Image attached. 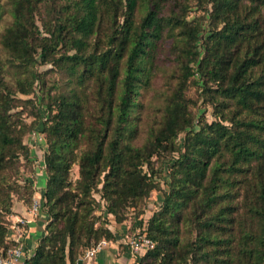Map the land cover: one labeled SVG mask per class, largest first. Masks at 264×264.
Masks as SVG:
<instances>
[{
    "label": "trees",
    "instance_id": "obj_1",
    "mask_svg": "<svg viewBox=\"0 0 264 264\" xmlns=\"http://www.w3.org/2000/svg\"><path fill=\"white\" fill-rule=\"evenodd\" d=\"M7 1L10 19L0 27V252L18 242L7 233L12 193L26 208L35 189L17 177L19 156L28 154L22 136L37 120L45 140L38 208L45 220L20 264H73L98 239L115 238L94 212L92 191L105 211L122 218L124 207L158 187L154 155L165 153L161 196L133 230L153 243L131 260L264 264V0H193L207 9L206 30L200 13L187 16L191 0H62L56 7L41 0V28L34 15L40 0ZM163 32L179 78L156 123L136 141V94ZM47 59L74 83L45 92L43 114L25 121L12 109L20 99L15 92L31 89L39 75L33 63ZM194 72L205 88L214 82L217 118L190 109L184 84Z\"/></svg>",
    "mask_w": 264,
    "mask_h": 264
},
{
    "label": "rangeland",
    "instance_id": "obj_2",
    "mask_svg": "<svg viewBox=\"0 0 264 264\" xmlns=\"http://www.w3.org/2000/svg\"><path fill=\"white\" fill-rule=\"evenodd\" d=\"M42 1H37L38 9L34 13L35 21L39 28H41V17L45 16L44 6L46 3L41 4ZM58 1L62 0H52V2H54V7L57 6ZM193 2V0L190 1L187 16L200 13L199 20L202 26H204L203 29L206 30L205 28L207 27L206 23L208 19L207 9L203 10L198 8ZM206 5L209 6V2H206ZM9 19L10 13L8 11V1L0 0V27ZM162 36L163 38L153 47L147 80L144 83H140L138 87L139 91L136 94L138 104L135 105L133 112L136 115L134 119L137 124L135 135L136 141L142 139L145 129L149 125L156 123L160 114L161 103L165 95L170 91L171 86H173L177 78H179L180 68L176 65L174 53L171 51L170 36L167 35L166 32H163ZM56 53L57 51L54 52V54ZM4 57L5 51L0 45V59H3ZM32 67L39 71V75L33 79L31 89L28 92H15L20 99L16 105L12 107V109H20V114L25 121L33 120L35 112L36 114L42 113L43 104L47 98L45 92L52 93L57 90H64L74 83V76L51 59L36 61L33 63ZM197 76V72L192 73V75L186 77L184 84V93L190 99V109L194 111L196 117H203L205 120L217 118L218 113L216 108L218 107V104L212 103V100H214L212 95V86H214V82L209 81L208 85L210 86V89L205 88L201 85L200 77ZM85 84V91L90 95L93 87L92 79L90 78L85 81ZM37 122V120L33 121L34 124L32 123L33 125L29 127L22 136V140L28 148V154L27 156H19V174L17 178L19 181H22L23 178H29L35 188L34 190L40 192L45 177L42 160V151L45 148V140L41 131L37 127ZM154 156V166L160 170V173L153 174L158 180V187L150 189V191L143 197L142 202L137 203V205H127L124 207V215L122 218L115 219L109 211H105L103 208V200L101 197H98V191H92L94 198L97 197L99 204L98 206H95L94 212L96 214L98 213L99 218L104 220V223L114 232L115 238L111 239V241L116 243L117 253L123 252L124 249V244L121 241H118L119 238L127 232L137 230V228L143 224H141L142 220H139L140 216L145 217L152 207L156 206L161 196V188L165 186L162 178L166 175L164 172L167 161L163 162L161 158L167 156V153L161 155V157ZM75 175L76 163L72 162L69 167V176L73 178ZM32 195H35L34 191L31 193V199ZM16 196L17 193L13 192L11 195L13 201L18 199ZM137 207H140L141 209L137 211ZM11 220L12 219L7 215V223L11 222ZM138 220L140 221L139 223ZM8 227L10 226L8 225ZM21 228L22 226L19 229ZM125 260L127 264H136L135 261H130L129 258L124 259L123 262Z\"/></svg>",
    "mask_w": 264,
    "mask_h": 264
},
{
    "label": "built area",
    "instance_id": "obj_3",
    "mask_svg": "<svg viewBox=\"0 0 264 264\" xmlns=\"http://www.w3.org/2000/svg\"><path fill=\"white\" fill-rule=\"evenodd\" d=\"M40 206V197L32 195V199L27 208L26 213L18 214L14 217V222H26L30 219L34 212ZM17 243L5 247L3 252H0V264H20L27 250L24 249L19 238ZM121 242L124 244L128 254L133 257L138 255L142 250L152 245V239L140 231L127 232L121 236ZM107 240L104 238L98 239L94 244L84 248V250L76 257L73 264H94L93 256L95 251L103 245Z\"/></svg>",
    "mask_w": 264,
    "mask_h": 264
},
{
    "label": "crops",
    "instance_id": "obj_4",
    "mask_svg": "<svg viewBox=\"0 0 264 264\" xmlns=\"http://www.w3.org/2000/svg\"><path fill=\"white\" fill-rule=\"evenodd\" d=\"M35 195L40 196V192L34 190ZM12 207L14 211L10 214L12 219L9 223L7 233L13 237L19 238V241L22 243L23 247L27 252H29L35 242V237L43 231V222L44 214L42 210L34 212L30 219L25 222V226H22L21 229L17 228L16 222L13 221L14 217L21 213H26L23 203L21 200L16 199L13 201ZM36 214V215H35ZM118 241H121L119 238ZM123 252L117 253V246L114 241L108 239L103 245H101L94 253L93 262L94 264H127L126 260L130 259L131 256L128 254L125 246H123ZM121 259V260H120Z\"/></svg>",
    "mask_w": 264,
    "mask_h": 264
}]
</instances>
